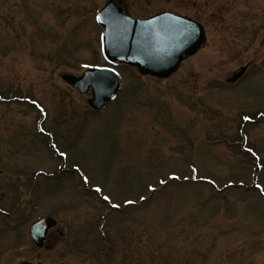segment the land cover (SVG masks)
Instances as JSON below:
<instances>
[{
  "label": "rangeland",
  "instance_id": "374dc122",
  "mask_svg": "<svg viewBox=\"0 0 264 264\" xmlns=\"http://www.w3.org/2000/svg\"><path fill=\"white\" fill-rule=\"evenodd\" d=\"M105 1L0 0V264H264V0H121L205 43L164 80L120 67L94 114L58 75L105 64Z\"/></svg>",
  "mask_w": 264,
  "mask_h": 264
},
{
  "label": "water",
  "instance_id": "95a60500",
  "mask_svg": "<svg viewBox=\"0 0 264 264\" xmlns=\"http://www.w3.org/2000/svg\"><path fill=\"white\" fill-rule=\"evenodd\" d=\"M95 20L103 29L101 53L106 62L126 64L137 68L141 75L157 78L171 75L205 40L202 27L190 19L162 12L144 20H133L111 0ZM242 73L243 69L230 80L235 81ZM61 78L80 93L91 87L93 95L88 104L94 109L110 100L118 89L115 74L105 68L87 70L80 77L62 73ZM54 223L46 218L31 225L29 233L36 247L42 246L46 231Z\"/></svg>",
  "mask_w": 264,
  "mask_h": 264
},
{
  "label": "flooded vegetation",
  "instance_id": "af4514ba",
  "mask_svg": "<svg viewBox=\"0 0 264 264\" xmlns=\"http://www.w3.org/2000/svg\"><path fill=\"white\" fill-rule=\"evenodd\" d=\"M52 232H53V233H52ZM53 234L58 235V237H60V235L62 236V233L59 232L58 230H55V231L50 230V231L47 233V238H48V237L55 236V235H53Z\"/></svg>",
  "mask_w": 264,
  "mask_h": 264
},
{
  "label": "snow or ice",
  "instance_id": "6c2138e0",
  "mask_svg": "<svg viewBox=\"0 0 264 264\" xmlns=\"http://www.w3.org/2000/svg\"><path fill=\"white\" fill-rule=\"evenodd\" d=\"M245 119H248V117H245ZM97 191H99V189H97ZM105 199H107V197H105Z\"/></svg>",
  "mask_w": 264,
  "mask_h": 264
}]
</instances>
